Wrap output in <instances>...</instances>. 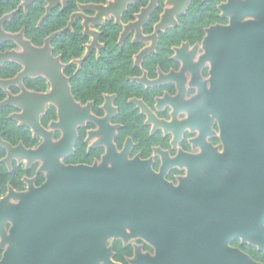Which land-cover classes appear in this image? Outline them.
<instances>
[{
	"label": "flooded vegetation",
	"instance_id": "flooded-vegetation-1",
	"mask_svg": "<svg viewBox=\"0 0 264 264\" xmlns=\"http://www.w3.org/2000/svg\"><path fill=\"white\" fill-rule=\"evenodd\" d=\"M121 1L0 0V11L6 9L0 14L1 28L6 34L0 40V52H25L27 49L19 41L41 48L54 34L49 39V53L58 60L68 86L65 104L60 105L57 100L61 92L51 93V82L43 70L48 68L42 62L43 56L39 54L35 58L28 49L27 55L36 60L39 70L34 75L15 79L5 88L0 87L4 93L0 101L9 96L16 100L10 99L3 106L10 108L7 116L11 126L22 130L7 131L8 138L0 134L7 144L0 146V189L2 184L5 187L0 197L9 187L23 191L30 184L40 186L46 180L47 154L52 153V161L57 164L58 160L63 166L100 164L108 146L113 145L116 153L136 158L140 166H134L137 181L146 180L145 174L152 171L172 184L176 185L179 177H183L184 185L196 187L197 209L188 218L201 223L206 218L205 202H231L236 187L248 188L247 180L244 185L236 176L237 161L223 150L221 128L226 127L225 117L237 123L239 111L251 109L253 103L264 110V68L257 61L260 47L239 46L236 41L241 42L243 33L236 31L229 44H221L227 37L223 30H217L207 43L204 41L208 28L228 24L229 16L224 13L236 10V0H199L192 9L195 0H124L117 7ZM22 20L32 33L31 38L25 35L24 27L17 31L6 28ZM245 20H252V16H246ZM61 21L64 24L60 27L42 34ZM63 33L71 37L69 55L56 45ZM246 41L252 45L253 39ZM227 51L231 53V62H235L230 66L229 78L214 79L211 70L216 65L210 62V53L224 57ZM27 55L24 58L32 70L35 65ZM7 63L20 68L2 79L15 78L25 67L24 62L11 58L3 60L0 67ZM238 74L242 81L236 78ZM257 76L261 79L250 81ZM29 80L33 86L43 82L44 88L27 86ZM241 84L247 89L241 87L245 94L237 97L231 92H236ZM41 105L43 111H36ZM62 106L69 108V115L61 114ZM212 107L214 114L209 113ZM25 108L24 117H20ZM35 117L40 132L34 136L35 130L25 121ZM66 120L71 125L65 133ZM43 130L52 132L53 144L59 143L53 152L42 151L38 158L29 161L23 155L26 149H34L43 142ZM22 133L30 136L31 144L27 138L25 142L19 137ZM68 133L72 141L65 144ZM205 143L217 149L204 150ZM107 160L108 167L121 166L118 159ZM61 168L57 167L58 173ZM156 227L160 228L158 224ZM235 240L231 245L240 248L234 244ZM162 243L157 240L152 244L142 237L125 243L121 238H110L106 246L111 247V260L119 264H171L170 255L159 250Z\"/></svg>",
	"mask_w": 264,
	"mask_h": 264
},
{
	"label": "water",
	"instance_id": "water-1",
	"mask_svg": "<svg viewBox=\"0 0 264 264\" xmlns=\"http://www.w3.org/2000/svg\"><path fill=\"white\" fill-rule=\"evenodd\" d=\"M254 1L236 0V10L231 14L224 13L229 16L228 24L208 28L204 41L207 43L217 30H223L227 37L221 44H229L232 38L234 40V31L252 30L253 44L247 43L248 48L260 47L257 61L264 68V0H259V5ZM246 16H252V20H245ZM1 21L0 40L6 35ZM52 35L41 48H32L27 42L19 43L30 49L35 58L39 54L43 56L42 62L48 67L43 70L51 82V93L61 92L57 101L64 105L68 86L58 60L49 53ZM236 42L243 48L247 47L240 41ZM27 50L23 53L0 52V63L11 58L25 64L15 78H0V87L5 88L15 79L34 75L39 70L36 60L27 55ZM230 54L227 51L224 57H220L210 53V62L216 65L211 70L214 79L229 78L230 66L235 63L229 59ZM26 55L35 65L32 70L28 69ZM17 98L20 99L21 95ZM10 99L15 100L9 96L0 101V106L10 103ZM25 111L26 108L19 116L24 117ZM36 111L42 112L43 106ZM60 112L62 115L70 114L65 106L60 108ZM239 112L237 123L230 121L229 116L224 118L226 127L225 131L221 128V139L223 150L237 161L236 176L244 185L247 180L248 188L236 187L231 193V202H205L206 218L203 222L188 218L197 209L196 187L184 185L183 177H179L176 185L172 184L152 171L145 174L146 180L137 181L138 173L134 170L136 158L116 153L113 145L108 146L100 164L63 166L58 160L57 164L53 162L50 153L44 157L46 180L40 186L30 184L23 191L9 187L0 197V264H119L111 260L112 250L106 246L107 241L121 238L125 243L135 237L152 241V244L162 241L159 250L170 255L171 264H264L231 245V241L239 239L241 243L264 252V110L253 103L251 109L248 107ZM257 112L260 115H256ZM209 113H216L213 107ZM25 123L35 130L34 136L40 132L36 117ZM41 133L43 142L34 149H26L28 154L23 155L29 161L38 158L42 151L53 152V147L59 143L53 144L51 131L43 130ZM3 145L7 144L0 139V146ZM203 146L204 150L217 149L207 143ZM109 158L118 159L121 166L108 167ZM5 161H8V156ZM58 166L62 167L59 169L61 173H58ZM155 176L157 180H154ZM199 224L204 227H199ZM158 231L164 236H160Z\"/></svg>",
	"mask_w": 264,
	"mask_h": 264
},
{
	"label": "trees",
	"instance_id": "trees-1",
	"mask_svg": "<svg viewBox=\"0 0 264 264\" xmlns=\"http://www.w3.org/2000/svg\"><path fill=\"white\" fill-rule=\"evenodd\" d=\"M199 0H195L192 4H191V9L194 8L197 3H198ZM6 9H2L0 11V14L5 11ZM37 17V16H36ZM61 24H64L63 21L60 22V24L56 25V26H53L51 28H48V30H46L44 33H42L43 35H47L48 33H50L51 31H53L54 29L60 27ZM33 26V24H32ZM21 27H24L25 29V35L29 38L32 37V33H30L28 30H27V25H26V22L25 20H22L21 22H17V23H14V24H11L9 27L6 26V28L10 31H17L19 30ZM34 32H36V30H33ZM34 43H40L39 42H35L33 41ZM69 43H71V37L69 34L65 35L64 33L61 34L57 41H56V45L59 46V48L61 49L62 53L63 54H67L69 55L71 51V46L69 45ZM57 51V50H56ZM78 54V52H77ZM19 66L17 64H14V63H7L5 64V66L3 67H0V77H8V76H12L14 75L18 70H19ZM29 82H31L30 80L26 82L27 86L29 87H33L35 89H43L44 88V84L43 82H41L39 84V86H33L31 85ZM4 97V93L3 91L0 89V100ZM10 110V108H7V107H0V134L3 136V137H6L8 138L7 135H5V133L11 129H14L16 130V132L18 131H22L20 128H17L16 126L12 125L11 126V122H10V119L8 118L7 114H8V111ZM19 137L25 141V139L27 138V142H29L28 144H31L30 143V136L27 135L25 136L24 133H22L21 135H19ZM26 142V141H25ZM3 171L4 168H3ZM5 191V187H4V184L1 185V189H0V194L1 193H4ZM234 244L235 245H238L240 246L241 249H243L244 251H246L253 259H257V260H264V252H261V251H258L255 247L253 246H250L248 244H245V243H240L239 240H235L234 241ZM1 251H0V256H1Z\"/></svg>",
	"mask_w": 264,
	"mask_h": 264
},
{
	"label": "bare ground",
	"instance_id": "bare-ground-1",
	"mask_svg": "<svg viewBox=\"0 0 264 264\" xmlns=\"http://www.w3.org/2000/svg\"><path fill=\"white\" fill-rule=\"evenodd\" d=\"M124 0H122L118 5H117V7H119V5L123 2ZM181 1V0H180ZM115 7V6H114ZM116 7V8H117ZM246 32H249V35H246L245 33ZM241 33H243V35H242V37H241V43H243V44H245V46H247L248 47V44L247 43H250V41H246V39H253V37H254V32L252 31V30H250V31H245V32H241ZM256 34H259V32H256ZM252 44H253V42H252ZM251 45V44H250ZM252 47V46H251ZM250 47V48H251ZM237 79H241V81L243 80V78L240 76L239 78L238 77H236ZM261 79V77L260 76H257V77H255V78H253V79H251L250 81H253V80H255V81H257V80H260ZM239 80H237V81H239ZM241 87H243L244 89L246 88L247 89V87H246V85L244 84H241L240 85V88H238L237 89V91L236 92H231V93H233V94H236V96L237 97H239L240 95H244L245 93H244V91L241 89ZM228 92H229V88H228V90L226 91V94H228ZM64 129H65V133L67 132V130L69 129L68 128V126L69 125H71V122L70 121H64ZM71 141H72V137L69 135V133H68V135L66 136V138H65V144L66 143H71ZM24 154H28V153H24Z\"/></svg>",
	"mask_w": 264,
	"mask_h": 264
},
{
	"label": "rangeland",
	"instance_id": "rangeland-1",
	"mask_svg": "<svg viewBox=\"0 0 264 264\" xmlns=\"http://www.w3.org/2000/svg\"><path fill=\"white\" fill-rule=\"evenodd\" d=\"M7 42H9V45L12 44L11 41H7ZM0 251H1V250H0Z\"/></svg>",
	"mask_w": 264,
	"mask_h": 264
}]
</instances>
